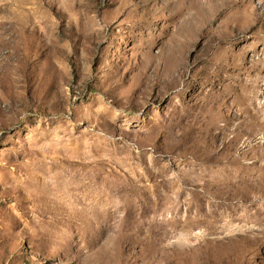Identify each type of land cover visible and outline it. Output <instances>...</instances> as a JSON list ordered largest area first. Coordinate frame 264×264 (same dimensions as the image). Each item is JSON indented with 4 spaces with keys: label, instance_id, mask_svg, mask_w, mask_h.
<instances>
[{
    "label": "rangeland",
    "instance_id": "rangeland-1",
    "mask_svg": "<svg viewBox=\"0 0 264 264\" xmlns=\"http://www.w3.org/2000/svg\"><path fill=\"white\" fill-rule=\"evenodd\" d=\"M0 264H264V0H0Z\"/></svg>",
    "mask_w": 264,
    "mask_h": 264
}]
</instances>
